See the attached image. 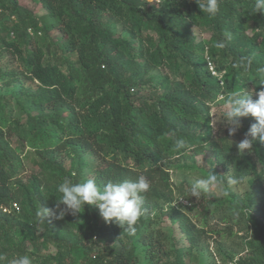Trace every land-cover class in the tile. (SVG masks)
I'll return each mask as SVG.
<instances>
[{
	"label": "trees",
	"instance_id": "1",
	"mask_svg": "<svg viewBox=\"0 0 264 264\" xmlns=\"http://www.w3.org/2000/svg\"><path fill=\"white\" fill-rule=\"evenodd\" d=\"M30 1L47 11L49 22L19 0H0V53L20 67L0 72L5 87L14 85L0 95V264L20 255L33 264H139L138 245L153 264H188L204 240L232 238L233 230L244 231L246 251L234 264H264V142L253 143L257 170L233 136L214 133L210 116L218 98L264 88V13L254 12V0H219L214 16L196 0ZM193 28L207 39L197 41ZM41 31H56L61 44L39 42ZM25 81L35 83L34 93ZM249 117L240 118L244 138L257 122ZM207 146L209 165L227 174H215L225 190L248 179L245 197L220 201L172 186L166 163ZM27 161L34 173L26 187L20 179ZM140 176L150 187L134 234L87 204L83 221V208L56 218L65 208H56L65 179L90 178L103 187ZM158 202L173 203L167 216L179 241L173 228L167 234L154 226ZM41 207L54 212L43 224ZM193 212L202 224L192 222ZM212 217L221 231L208 230Z\"/></svg>",
	"mask_w": 264,
	"mask_h": 264
},
{
	"label": "rangeland",
	"instance_id": "2",
	"mask_svg": "<svg viewBox=\"0 0 264 264\" xmlns=\"http://www.w3.org/2000/svg\"><path fill=\"white\" fill-rule=\"evenodd\" d=\"M151 2L152 0H147ZM19 5L25 9L31 10L33 14L37 17H42L44 21L49 22V18L47 17V11L44 10L37 2H33L30 0H19ZM112 23V22H111ZM108 24L110 22L108 21ZM114 28V31L116 34H121L122 30H120V27L118 24L112 25ZM42 32V31H41ZM192 33L195 36L196 40H206L208 35L205 32H200L198 29L193 28ZM3 33L0 31V36ZM39 42L45 41V43L53 42V43H59L61 44V38L58 35L56 31H51L47 33L46 35L44 32H42V36L38 37L37 39ZM19 62L9 55L8 53H0V72L3 71H19ZM164 73V72H163ZM153 75H158L157 73H154ZM14 86V85H13ZM13 86L5 87L2 82H0V95H8L11 90L13 89ZM24 87L26 91L30 93H34L35 89V83H32L30 81L24 82ZM252 99L255 101L258 99V96L256 94L252 95ZM226 100L223 98H218L210 107V116H211V124L214 128V133L216 131H220L221 134H228L229 128L231 127L227 123L223 121V117L226 111ZM250 115V114H249ZM248 115V117H249ZM252 117V116H251ZM250 118V117H249ZM255 119L254 117H252ZM244 126H241L238 131L231 135L235 138V141L237 143L235 144V149L239 152L240 155H251L254 157V160L257 164V170L261 169V166L258 164L255 156H254V145H252L251 150H244V152H240L237 145L240 141L244 139L242 131L244 130ZM259 139V138H257ZM191 154V152H190ZM33 154H30L29 157H32ZM212 157L211 147H205L201 154L194 155L191 154V157L188 159H172V161L167 162L166 164L170 168L169 170V178L170 183L173 187H179L181 184L184 187H191L194 181L201 177H207L209 173L217 174L219 176L226 177L227 174L224 170H222L219 167H211L209 165V162ZM70 161H67L65 164L66 168H70ZM25 171L23 174H21V184L25 185L26 187L29 186V180L32 178V173H34L31 169L32 164L27 161L25 162ZM230 188L222 187L221 184H217L210 188V190L206 193L213 196L217 200H230L229 198L231 195L235 197H245L249 192V181L246 178V181L242 184H233L232 182L229 185ZM230 194L229 197L227 194ZM180 204L186 205L183 201H178ZM176 204V203H174ZM173 203L163 204L162 202H158L154 208L151 210V216L156 218L155 225L156 228H160L162 232L169 233L171 232V229H174V233L176 236V239L178 241L181 239V235L178 233V229L171 226V221L167 216V212L170 210V207H173ZM94 207V206H93ZM14 209L18 210V206L14 205ZM97 208V207H94ZM88 210L85 208L84 212L80 213L79 220L83 221L85 220V212ZM199 214V213H198ZM189 218L192 220V222L196 224H202V217L201 215H197L196 212H193L192 214H189ZM209 227L208 230H214V231H221L223 229V226L221 223H219V219L217 217H212L211 219H208ZM234 237L227 238V236L223 235H215L209 240H204L202 244L194 249L191 252L190 255V261H186L188 264H234L236 259L241 257L243 254H245V250L242 248V239L244 237V231L239 230H233ZM181 243L183 245V242H179V246H181ZM137 246L136 248V254L138 256V262L139 264H153L152 261L149 260L147 254L142 252V248ZM233 259L232 261H228L227 259Z\"/></svg>",
	"mask_w": 264,
	"mask_h": 264
},
{
	"label": "clouds",
	"instance_id": "3",
	"mask_svg": "<svg viewBox=\"0 0 264 264\" xmlns=\"http://www.w3.org/2000/svg\"><path fill=\"white\" fill-rule=\"evenodd\" d=\"M196 3L201 11L209 15L214 16L219 11V0H206V3L196 0ZM253 9L255 13H264V0H254ZM259 85L264 86V81H260ZM252 95L253 92L250 93L247 90H236L230 93L225 101L226 111L223 121L231 126L229 135H234L242 126L241 117H247L250 114L257 121L237 145L242 153L244 150H251L257 138L264 142V88L256 93L258 99L255 101L252 99ZM178 146H183V141H179ZM218 183V176L210 173L207 177H201L194 181L191 193L198 196L202 192H208ZM149 187V182L143 176L135 181L108 182L103 187L90 178L82 183H73L70 179H65L58 185L57 191L60 196L56 197V208L60 209V205H64L65 208L59 211L56 218L62 219L69 211L75 215L87 204L98 207L105 222H115L122 227L126 225V229L134 234L135 225L147 212L142 194L146 193ZM52 215L54 212L51 209L43 207L37 213L41 224L45 222V217ZM3 259L4 257L0 256V260ZM8 264H33V262L28 255H20L10 260Z\"/></svg>",
	"mask_w": 264,
	"mask_h": 264
}]
</instances>
